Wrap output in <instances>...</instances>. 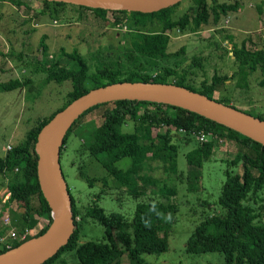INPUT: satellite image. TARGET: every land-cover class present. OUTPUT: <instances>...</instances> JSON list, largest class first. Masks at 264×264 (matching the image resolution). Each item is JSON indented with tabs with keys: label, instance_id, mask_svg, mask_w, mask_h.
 Returning <instances> with one entry per match:
<instances>
[{
	"label": "trees",
	"instance_id": "16d2710c",
	"mask_svg": "<svg viewBox=\"0 0 264 264\" xmlns=\"http://www.w3.org/2000/svg\"><path fill=\"white\" fill-rule=\"evenodd\" d=\"M39 1L44 5L62 7L68 5L78 12L79 9L91 10L102 20L111 21L114 26H124L128 62L136 56H142L146 59V67L154 68L157 66L153 60L164 59L169 55L166 52L169 43V36L166 33L173 29L181 33L189 29L190 32L196 33L209 25L218 26L221 19L237 11L240 4L238 1L225 3L217 0H190L188 8L174 18V9L180 2L156 12L142 13ZM228 37L231 42L232 37ZM42 45L45 50L46 46ZM256 46L257 43L250 37L243 39L239 45L231 42L229 52H232L231 56L236 62V70L230 75L215 74L210 83L203 81L197 89L189 84L186 70L179 72L176 68L164 67L157 75L152 76L134 69L133 66L123 68L119 64L105 65L102 62L91 72L87 60L76 49L66 52L61 48L57 60L41 61L39 70L46 76L34 89L33 99L37 98L41 89L51 81H69L71 90L67 93V101L61 108L30 128L23 141L6 150L0 157V176L6 180V186L10 191L6 205L10 207L14 204L19 211L10 210L15 227L19 228V231L28 228L29 240L42 234L52 221L51 209L40 188L38 155L35 147L41 128L56 112L92 88L119 81L171 82L213 98L219 85L226 80L238 77V82L242 81L247 86V77L251 72L260 69L264 76V45L260 48ZM0 55L5 56L2 51ZM98 56L99 52L96 58ZM62 58L70 60L69 63H63ZM263 82L264 78L261 84ZM32 83L30 78L14 77L6 82H0V91L19 88L31 91ZM217 101L229 104L225 100ZM93 113H97V122L92 120L86 124V117ZM253 116L264 120V117L259 115ZM129 123L130 130H125ZM154 130L156 132L153 136ZM200 132L205 133L208 140L199 141L197 135ZM72 133L80 138L81 148L102 166L107 175L120 186L126 187L134 197L145 194V187H141V184L142 186L156 184V177L153 176L159 166L166 178L168 174L176 172L181 142L179 144L172 142L174 135L182 134L184 140L182 142H186L182 144H191V149L185 154L187 165L190 167V182L200 177L201 169L215 153L214 145L218 138L233 145L234 158L229 162L231 167L224 171L225 180L218 197V204L223 213L208 215L201 220L186 241V252L220 253L225 264H264V225L255 223L258 215L253 207L247 205L251 196L264 191L263 145L195 112L143 100H115L97 104L83 112L68 129L60 158ZM124 158H128L130 163L122 170L116 164ZM151 163L153 168L150 167L148 170L146 166ZM234 167L237 169L234 170ZM68 190L75 229L67 244L43 264H66L62 258L65 253H70L76 264H119L125 253L134 264H149L141 257L143 254H159L168 249L167 238L175 219L176 205L151 200L139 202L135 206L132 220L126 223L125 217L121 214L107 215L97 204L88 206L83 211L77 207L69 186ZM159 192L174 194L173 190H167L165 186L160 188ZM77 217L81 219L77 220ZM87 219L103 227V241L90 240L78 243L82 222L88 221ZM19 244L21 243L15 242L11 248ZM7 250L0 247V253Z\"/></svg>",
	"mask_w": 264,
	"mask_h": 264
},
{
	"label": "rangeland",
	"instance_id": "374dc122",
	"mask_svg": "<svg viewBox=\"0 0 264 264\" xmlns=\"http://www.w3.org/2000/svg\"><path fill=\"white\" fill-rule=\"evenodd\" d=\"M233 3L238 1L237 11L221 19L218 26H206L200 32L185 33L173 29L166 33L169 43L164 59L153 60L157 67H146V59L136 56L128 62L126 59L127 42L124 41V26H114L112 22L102 20L91 10L79 9V12L66 5H44L39 0H0V82L11 78L32 79L33 89L19 88L0 91V157L7 147H12L24 140L27 131L39 121L47 118L67 101L71 90L69 81L47 83L39 96L32 98L34 89L46 74L39 70L41 61L57 60L61 48L66 52L76 49L89 64L90 71L103 62L105 65L119 64L123 68H132L147 72L152 76L161 68L186 70V78L197 89L203 81L210 83L217 75H230L237 65L229 50L231 42H240L250 37L257 43V48L264 45V0H217ZM190 5V0H182L175 7L173 16L177 18ZM56 16V17H55ZM120 16V15H119ZM228 36L232 37V41ZM259 37V38H258ZM260 42V43H259ZM46 49L43 50V45ZM99 52L98 58L96 54ZM67 64L70 60L62 58ZM198 61V63L196 62ZM96 64V65H95ZM264 76L260 69L247 77V86L239 78L226 80L214 92L213 99L226 101L229 105L253 115L264 117ZM171 79V78H170ZM97 113L86 117L85 123L97 122ZM130 123L125 130H130ZM153 131V136L155 135ZM182 139V134L173 136L172 142L180 144L177 157V170L164 176L162 169L155 171L156 184H145V194L134 197L126 187L120 186L110 178L102 166L81 148V140L70 134L60 158L62 171L77 207L84 208L97 204L105 213H119L126 223L132 220L137 203L144 201L161 202L177 206L175 219L168 233V249L159 254H143L141 257L149 264H225L222 254L211 252L188 254L186 241L195 227L206 216L222 214L218 204L220 189L225 180L224 171L230 168L235 147L224 141L215 142V153L200 171V177L190 182V167L185 154L191 144ZM130 163L128 158L116 165L125 170ZM153 168L152 163L146 168ZM237 168L234 167V170ZM161 178H165L162 181ZM6 180L0 176V193ZM163 186L173 190L174 194L160 193ZM4 205L6 208H4ZM247 205L256 211V224L264 225V191L251 196ZM12 212H19L13 204L8 207L0 202V236L7 235L10 227L16 231ZM9 215L11 224L4 223L3 214ZM81 219L77 217L76 219ZM82 222L78 243L103 241L104 229L91 220ZM35 232V231H34ZM116 233V232H115ZM121 248L124 246L118 243ZM1 247V244H0ZM62 258L66 264H76L70 253ZM119 264H134L130 256L122 255Z\"/></svg>",
	"mask_w": 264,
	"mask_h": 264
},
{
	"label": "water",
	"instance_id": "95a60500",
	"mask_svg": "<svg viewBox=\"0 0 264 264\" xmlns=\"http://www.w3.org/2000/svg\"><path fill=\"white\" fill-rule=\"evenodd\" d=\"M113 11L156 12L182 0H47ZM232 54V52H230ZM115 100H143L168 104L195 112L264 146V120L229 104L174 83L119 81L95 87L56 112L41 128L35 151L40 188L51 209L52 221L37 237L0 253V264H43L67 244L75 229L72 202L60 162L64 137L72 123L86 110ZM49 185L52 197L43 186Z\"/></svg>",
	"mask_w": 264,
	"mask_h": 264
},
{
	"label": "built area",
	"instance_id": "2783aa9c",
	"mask_svg": "<svg viewBox=\"0 0 264 264\" xmlns=\"http://www.w3.org/2000/svg\"><path fill=\"white\" fill-rule=\"evenodd\" d=\"M197 139L202 142L208 140V137L205 133L200 132L199 135H197ZM219 141L222 140L218 138L217 142ZM7 148V150H9L11 147L8 146ZM9 197L10 191L7 186H4L2 192L0 193V202L2 204H6L9 200ZM3 215L4 223L7 225L11 224V221L9 220V215L7 213H4ZM29 235L30 230L28 228H24L23 230L17 232L15 228L10 227L8 235L6 237L0 238V244L2 247L10 249L13 243H22L28 240Z\"/></svg>",
	"mask_w": 264,
	"mask_h": 264
},
{
	"label": "bare ground",
	"instance_id": "6f19581e",
	"mask_svg": "<svg viewBox=\"0 0 264 264\" xmlns=\"http://www.w3.org/2000/svg\"><path fill=\"white\" fill-rule=\"evenodd\" d=\"M41 175L43 176L42 178H43V186H44V190H45L46 194H47L49 197H52L51 189H50L49 185L47 184V182L45 181L43 173H41Z\"/></svg>",
	"mask_w": 264,
	"mask_h": 264
},
{
	"label": "crops",
	"instance_id": "0c3cea01",
	"mask_svg": "<svg viewBox=\"0 0 264 264\" xmlns=\"http://www.w3.org/2000/svg\"><path fill=\"white\" fill-rule=\"evenodd\" d=\"M7 235H8V234H7ZM7 235H1L0 238H2V237H6Z\"/></svg>",
	"mask_w": 264,
	"mask_h": 264
}]
</instances>
